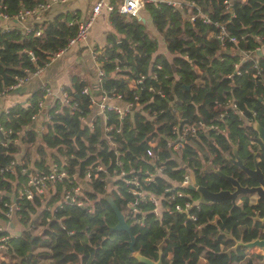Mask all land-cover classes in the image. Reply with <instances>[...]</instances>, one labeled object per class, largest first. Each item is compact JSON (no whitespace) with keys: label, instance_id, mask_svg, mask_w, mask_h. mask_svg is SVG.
<instances>
[{"label":"trees","instance_id":"obj_1","mask_svg":"<svg viewBox=\"0 0 264 264\" xmlns=\"http://www.w3.org/2000/svg\"><path fill=\"white\" fill-rule=\"evenodd\" d=\"M40 1L43 0H0V11L12 17L20 8H30ZM183 1H193L194 5L144 2L152 24L164 39V53L158 52V40L141 18L119 13L115 8L108 13L112 30L105 33V43L96 54L102 71L97 82L100 92L109 94L114 90L122 94L123 100H133L138 95L140 104V108L122 117L106 111L107 122L120 127L119 132H110L117 153L103 137L101 121L95 122L93 129L82 123L88 112V94L81 92L87 81L82 77L72 76L63 87L76 102V109L70 113L66 105L54 100L45 112L47 130L36 145L32 114L41 110L42 88L30 94L27 105L17 102L0 112V125L11 130L5 144L1 143L5 135L0 133V217H5L13 200L24 226L18 235L8 236L0 264H145L136 257L137 253L154 260L161 253L162 264H194L203 254L215 258L235 243L234 238L249 241L257 236L263 223L254 220L251 212L257 209L258 217H262L264 210L248 196L231 211L230 200L201 204L190 210L193 219L186 212L165 211L159 217L151 210L153 203L145 200L139 201L138 207L146 214L130 216L126 202L137 199L130 192L132 184L113 175L82 183L83 195L93 200L90 209L65 202L54 205L62 184L69 185L67 181L58 182L55 194L45 202L41 194L31 199L18 194L28 178L34 145L37 158L33 165L40 171L48 170L44 162L46 148H54L64 157L68 174L77 172L82 177L86 166L101 162L110 173L136 168L142 179L144 171L154 167L144 158L150 138L158 132L171 135L176 123L210 121L229 101H235L243 115L229 110L215 120L218 128L201 134L199 146L206 144L208 156L201 157L195 147L186 145L181 162L175 158L165 160L173 151L162 138L160 154L165 160V172L173 179H181L189 168L199 184L218 186L222 180L212 168L202 170L203 162L209 158L211 165L221 164L229 173L235 167L225 154L231 153L232 143L238 145L242 156L248 155L247 142L250 136L256 137V132L245 120H256L264 127V52L256 53L264 45V0ZM73 12L67 10L32 24L39 28L38 35L17 26L0 28V92L44 67L54 53L65 47L76 31L72 21L77 17ZM199 12L207 14L210 21H204ZM222 30L225 34L220 40L217 36ZM25 126L31 128L23 131ZM58 158L55 160L59 164ZM180 164L184 165L173 168ZM166 183L165 178L157 176L148 184L142 182V188L158 194ZM107 184L130 225L131 248L128 232L109 230L116 217L102 197ZM216 214L219 218L213 221ZM226 229L232 237L226 236ZM254 256L263 258L261 253L250 255L245 246L239 245L228 258L252 264Z\"/></svg>","mask_w":264,"mask_h":264},{"label":"built area","instance_id":"obj_2","mask_svg":"<svg viewBox=\"0 0 264 264\" xmlns=\"http://www.w3.org/2000/svg\"><path fill=\"white\" fill-rule=\"evenodd\" d=\"M67 0H43L37 2L30 8H20L12 17H20L23 15H30L34 13H40L54 3H61ZM147 1H165L172 5H194L193 1H183V0H119L116 3H112L111 0H93L91 2L89 12L86 18L84 19H75L72 23H76V31L73 36L69 37L65 47L54 53V55H58L62 53L68 46L75 44L86 37L88 27L91 21L96 17L99 16L102 12L109 13L114 8L119 13L125 14L127 16H138L140 13L141 8L144 5V2ZM225 3H228L229 0H224ZM204 19V21L209 22L210 19L207 14L199 12ZM1 18H8L6 14L0 11ZM193 15L190 16V19L193 20ZM26 31L32 30L34 35H38L40 30L39 28H33L32 24L27 25L25 28ZM217 37L222 40L225 31H221ZM231 40L236 41L234 37H231ZM53 55V56H54ZM249 56V54H246ZM52 56V57H53ZM51 57V58H52ZM40 69L36 70L32 74L39 72ZM236 73L239 74V71L236 70ZM102 71L97 68V78L100 81V75ZM230 76V75H229ZM29 77V76H27ZM26 77V78H27ZM25 78V79H26ZM25 79L18 80L15 84L17 85L24 81ZM142 76L138 78V82H140ZM11 85V86H13ZM9 86V87H11ZM45 92H47V88H45ZM81 92L84 94H88V105H96L98 107L97 111L101 116V123H102V131L103 137L107 140L110 144V148H113L115 152L116 150V142L113 140V137L110 132H119L120 127L114 126L112 123L107 122V115L106 111H112L118 115V117H122L131 113L133 110L140 108V104L138 103V95L133 96V100H123L122 94L111 90L108 94L105 91H99L98 98L93 96L90 89L87 86H84L81 89ZM56 100H58L61 104L66 105L69 108V112L72 113L76 109V102L72 100V98L68 95L67 91L63 88L61 89L60 96H57ZM122 100L124 102L123 105L117 104L115 101ZM41 103H39L40 105ZM220 111L219 116L215 117L210 121H205L200 119L197 122H183L182 124L176 123L172 127L171 135L164 132H158L156 136H153L148 140L149 147L146 150V154L144 158L149 160L154 164L152 170L146 169L144 171V177L141 179L138 175L140 170L136 168H128L127 170L120 169L119 171H113L110 173L107 170L105 164L101 162H95L94 164H90L85 167L84 173L82 177H78V173L74 172L72 174H68L66 169L64 168V157H62V161L58 163H52L47 169V171H39L34 174H28V178L26 180L25 185L18 190L19 196H22L26 199H31L34 194H41L42 197L45 198V194L48 198L52 197L56 191V184L58 182L67 181L68 186L62 184V189L60 193V197L55 200L54 205H60L61 202L76 204L82 207H86L87 209L91 208L92 199H87L83 195V184L82 182H86L95 178L104 179L107 176L119 177L125 181L126 184H132L130 192L137 197L132 201H127L126 206L129 208L127 211L130 216H136L137 214H146L145 210H142L138 207L139 201L145 200L150 201L153 203V208L151 209L155 215L161 217L162 212L168 211L169 213L173 212H186L188 216L194 217L193 214L190 213L191 205L193 203L191 194L187 185L191 183V172L192 170L187 168V171L184 172L181 179H173L165 172V160L167 158H175L179 162L183 157L182 152L185 149L186 145H191L193 148L195 147L196 150L200 148L199 143L202 142L201 134L207 132L209 129L218 128L217 123L215 122L216 119L222 118L223 116L227 115L228 111L231 110L234 113H237L239 116L242 117L243 112L240 110L235 101H229L225 107ZM37 112L32 114V118H36ZM85 117L83 118V120ZM247 125L251 124V120H245ZM95 121L86 122V126L89 129H93ZM11 130L6 129L0 125V133L5 135V138L2 139L1 143L5 144L7 141L6 136L10 134ZM162 138L165 139L167 148L172 150V154L169 157H166L165 160L160 154L162 151ZM202 153V152H201ZM168 160V159H167ZM121 163L120 160H118ZM184 164H180L174 166L173 168L182 167ZM8 167H4L6 169ZM2 171V168L0 169ZM157 176L165 178L167 181L163 192L161 193H153L147 191V189L142 188V182L149 183L154 180ZM170 184V185H169ZM104 192L109 191L110 186L107 184L104 185ZM102 193V194H103ZM17 205L15 202H10L8 204V210L5 213V216L8 217L9 213L12 210H17ZM137 221H140L138 218ZM0 231H5L0 226ZM11 236L10 233H2L0 234V257L3 256V252L7 247V238Z\"/></svg>","mask_w":264,"mask_h":264},{"label":"crops","instance_id":"obj_3","mask_svg":"<svg viewBox=\"0 0 264 264\" xmlns=\"http://www.w3.org/2000/svg\"><path fill=\"white\" fill-rule=\"evenodd\" d=\"M92 1L93 0H67L61 3H54L50 6V8H47L46 10L40 13L23 15L17 18L0 17V28L9 29L11 27L17 26L18 28H21L22 30L26 31L25 28L27 27V25L34 23L39 24L44 20H47L55 16L56 14L63 13L67 10L74 11L73 13H76V17L78 19H84L88 15ZM117 1L119 0H115L114 3H116ZM107 17L108 14L105 12H102L99 16H96L91 21L87 30L86 37L83 40L68 46L62 53L54 55L47 62V64L40 69L39 72L29 75V77H27L24 81L17 85H13L11 87L3 89L0 92V112L6 110L9 106L17 102L21 103L23 106L27 105V103H29L27 98L33 91H36L38 88H42L44 91L42 95L44 99L41 108H45L46 112V109L53 104L57 96H60L61 89L70 83V78L72 76L84 78L87 81L86 86L91 91L90 94L98 98L100 87L99 83H97L99 81L97 78V68L99 67V62L96 60V54L101 51L100 48L105 43V33L109 30H112V27L110 26ZM137 17L144 19V22L147 24L148 29L154 34V36L158 40V52L164 53V39L152 24L151 17L148 11H146L144 7H142ZM262 52H264V45L259 46L256 49V53L262 54ZM45 88H47V92H45ZM115 102L119 105L124 104L122 100H116ZM97 109L98 107L94 104L88 105V112L85 115V119L84 121H82V123L85 124L86 122H88V120L93 122L101 121L102 118L98 113ZM45 112L43 116L37 114L36 118H33V128L35 129L37 134V124H39V129L41 133L47 130L45 121L47 118L45 116ZM144 112L148 116V112ZM250 125H252V123ZM26 128H31V126H25L23 130H25ZM14 139L16 140V138ZM37 140L35 142V145L40 142L38 136ZM16 142H19V140H17ZM35 145L31 149V165H29V168L26 172L27 175L34 174L40 171L33 165L34 160L37 158V154L34 150ZM51 154L53 156H51ZM198 154L201 157L203 154H206L204 146L202 148H198ZM16 156L20 157V152L16 154ZM59 156L60 155L56 151V149L46 148V156L44 158V162L47 168L52 163H58L55 160V157L58 158ZM58 159L60 160V162L63 160L61 156ZM12 199H14V197H11V200ZM46 199H48V197L45 194V199H43V202H45ZM10 202L14 201L12 200ZM45 207L47 208L46 205ZM19 218L20 216L16 213V210H12L9 213L8 217H0V226L3 230L10 233L11 235H18L19 232L24 229V226ZM0 258H4V256Z\"/></svg>","mask_w":264,"mask_h":264},{"label":"flooded vegetation","instance_id":"obj_4","mask_svg":"<svg viewBox=\"0 0 264 264\" xmlns=\"http://www.w3.org/2000/svg\"><path fill=\"white\" fill-rule=\"evenodd\" d=\"M252 130H254L256 132V137H252V136L249 137V143L247 142V147H248V155L247 156H245V157L242 156L240 153V148L238 147L237 144H234V143L231 144L232 145L231 146V153L225 154L226 159L231 164H233V166L235 167L234 169H232L234 171L229 172V173L224 171L223 168L220 166L221 164H215L214 166L211 165L212 163H211V160H209V158H208V160L204 161V165H203L202 170L208 171L212 168L215 171V173L219 176V180H222L223 184H219L218 186L217 185L214 186L212 184H211L212 186L204 185V184H199L198 182H197V184L205 186L207 189H209L210 191H213V192H217L219 190H228L230 192H233L236 190V187L226 178V176H228V177L234 178L238 183H240L241 186L248 187V188L261 187L262 189H264V185H262L261 182H259L255 178L251 177L238 164H235L232 161H230V159H232V158L233 159L238 158L243 167L248 168L251 171H255L256 169H258L262 175L263 180H264V143L259 138L258 132L254 128H252ZM205 153L208 156L209 153H208L206 144H205ZM223 165H225L224 162H223L222 166ZM192 173H193V171H192ZM254 175L259 178V176L257 174H254ZM194 176H195V174H194ZM195 178H196V176H195ZM196 181H197V179H196ZM190 191H191V193H190L191 198L193 201V203L191 205V210H193L194 208H198L199 206H201V204H208L209 203V202H203V203L200 202L199 201L200 195H199V193L196 192L195 189H192V190L190 189ZM193 193H195V195ZM245 196H248L249 199L252 200L251 202L254 205H261L262 210H264V200L263 201L258 200L259 194L256 193V191H246V192L239 193L236 196L234 202L229 197L223 198L221 201L230 200V202H231L230 211H231L233 208L241 206V203H242L243 198ZM221 201H219V202H221ZM216 203H218V202H216ZM211 204H214V203H211ZM258 214H259V212L257 209H256V211L254 210L251 212L252 218L254 220L258 219L259 221H261L263 223V226L259 229L257 236L252 238L251 240H254L256 238H258V239L264 238V215L262 217H258ZM126 218L127 217H125V221H126ZM191 218L195 219V217H191ZM218 218H219L218 214L214 215L213 221L217 220ZM133 220H136V219L133 218ZM136 222H139L140 224L145 223L141 220L140 221L136 220ZM127 224L129 225L128 222H127ZM225 232H226L225 234L227 237H232L231 232L229 230L226 229ZM234 240H235V243L232 246L227 247L224 250H222V253L217 254V256L215 258H213L211 256H207V255L205 256V254H203L197 258V260L195 261L194 264H229V263L230 264H243L242 261L234 260L233 258L232 259L228 258V255L231 252H233L234 250H236L237 246L243 245V243H246L248 241H242L241 239H237V238L236 239L234 238ZM251 240H249V241H251ZM246 248H247L248 253L250 255L254 254V253H261L263 255V258H264V249L262 247L253 246V247H246ZM222 255L225 257H223ZM254 258L259 259L256 256L252 257V259H251L252 264H253ZM158 260H160V262L162 264L161 253H160L158 259H156L155 261H158Z\"/></svg>","mask_w":264,"mask_h":264},{"label":"water","instance_id":"obj_5","mask_svg":"<svg viewBox=\"0 0 264 264\" xmlns=\"http://www.w3.org/2000/svg\"><path fill=\"white\" fill-rule=\"evenodd\" d=\"M142 20L144 21V19H142ZM44 112H45V108H41V110L39 112L40 116H43ZM36 128L38 130V134H37L38 139H40L41 132L39 129V124H37ZM252 128H254L258 132L259 138L264 143V127L258 121L255 120L252 122ZM230 161H232L235 164H238L251 177L257 179L259 182H261L262 185H264V180H263L262 175L258 169H256L255 171H251L248 168L243 167L238 158H236V159L232 158V159H230ZM254 174H257L260 179L257 176H255ZM191 176H192L191 183H189L187 185V188L189 190L195 189L196 192L199 193V195H200L199 201L202 203L203 202L216 203V202L221 201L223 198H227V197L231 198L232 201L234 202L236 196L239 193L246 192V191H256V193L259 194L258 200L259 201L264 200V189H262L261 187L248 188V187L241 186L240 183H238L232 177L226 176V178L236 187L235 191L230 192L228 190H219L217 192H213V191H210L209 189H207L205 186L198 185L196 178H195L193 173H191ZM102 197L108 202V204L110 205V207H111V209H112V211L116 217L115 224L112 227H110L109 230L111 231V230L121 229V230H125L126 232H128L129 233V247L131 248V244L133 243V236L130 233L129 225L125 221V216H124L123 211H121L119 209V207L115 204L113 197H112V194L109 191L104 192ZM243 245L246 247L259 246V247H262L264 249V238H262V239L256 238L254 240L243 243ZM136 257L139 260H141L142 262H144L145 264H161L160 260L155 261V260L148 258L146 256H143L139 253L136 254Z\"/></svg>","mask_w":264,"mask_h":264},{"label":"rangeland","instance_id":"obj_6","mask_svg":"<svg viewBox=\"0 0 264 264\" xmlns=\"http://www.w3.org/2000/svg\"><path fill=\"white\" fill-rule=\"evenodd\" d=\"M253 264H264V258H259V259H257V258H254L253 259Z\"/></svg>","mask_w":264,"mask_h":264}]
</instances>
